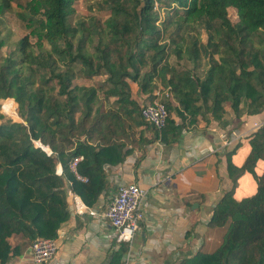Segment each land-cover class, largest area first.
<instances>
[{
	"label": "trees",
	"instance_id": "16d2710c",
	"mask_svg": "<svg viewBox=\"0 0 264 264\" xmlns=\"http://www.w3.org/2000/svg\"><path fill=\"white\" fill-rule=\"evenodd\" d=\"M74 1L0 0V15L15 5L30 29L0 62V100L14 98L23 120L0 122V264L19 254L23 241L58 236L70 218L69 190L94 205L107 187L104 165L122 162L129 143L170 145L187 115L219 119L228 103L237 115L243 109L248 115L264 111V0H103L99 5L108 18L91 17L77 26L70 21ZM161 9L167 11L164 20ZM198 26L206 32L205 42L195 34ZM6 44L0 30V48ZM171 53L191 66L172 64ZM101 74L104 87L74 84L77 77ZM129 80L150 100L159 84L178 99L177 106L163 100L169 111L163 128L143 118ZM141 126L150 138L135 136ZM249 136L245 162L237 166L229 158L228 171L234 183L246 171L253 173L257 191L240 200L227 191L208 222L226 227L221 244L181 264H264V172H255L264 159V124ZM141 152L136 168L146 154ZM128 244L121 241L108 264H124Z\"/></svg>",
	"mask_w": 264,
	"mask_h": 264
},
{
	"label": "crops",
	"instance_id": "0c3cea01",
	"mask_svg": "<svg viewBox=\"0 0 264 264\" xmlns=\"http://www.w3.org/2000/svg\"><path fill=\"white\" fill-rule=\"evenodd\" d=\"M129 83L133 97L143 106L147 94L138 93L135 82ZM170 100L179 105L173 93ZM107 107L106 102L104 108ZM225 107L226 112L219 119L209 116L206 120L202 112L187 115L179 139L170 145L160 141L129 143L124 150L129 148L130 152L122 162L104 165L107 187L94 205H87L69 190L70 218L58 230L55 238L58 249L49 262H34L31 243L21 241L22 251L6 264H108L110 252L118 249L121 242L115 228L100 216L77 213L75 196L87 206L103 210L118 187L130 182L139 184L146 194L144 218L128 244L124 264H181L185 257L198 252H213L226 231V227L208 225L218 201L227 191H233L238 200L252 196L258 187L249 171L234 183L228 160L241 166L251 151L249 135L264 124L260 114L248 115L243 109L237 115L229 103ZM173 117L177 123L182 122L176 113ZM136 130L137 138L151 137L145 126H141L142 131ZM142 148L146 154L136 168ZM57 172L62 173L61 164ZM255 172L258 175L264 172V159L257 161Z\"/></svg>",
	"mask_w": 264,
	"mask_h": 264
},
{
	"label": "built area",
	"instance_id": "2783aa9c",
	"mask_svg": "<svg viewBox=\"0 0 264 264\" xmlns=\"http://www.w3.org/2000/svg\"><path fill=\"white\" fill-rule=\"evenodd\" d=\"M162 92L159 88L156 97ZM163 97L142 106L143 118L157 128H163L167 124L169 111L164 99L171 98L169 89L163 91ZM82 156L75 157L72 167L75 168ZM82 180L86 177L79 175ZM146 191L137 183L130 182L118 187L116 195L103 209L89 207L75 196L74 207L77 213H88L90 216H100L108 220L115 228L119 241L130 243L134 234L139 230V223L144 218L143 200ZM30 251L34 262H49L57 252L58 244L55 238L39 237L30 244Z\"/></svg>",
	"mask_w": 264,
	"mask_h": 264
},
{
	"label": "rangeland",
	"instance_id": "374dc122",
	"mask_svg": "<svg viewBox=\"0 0 264 264\" xmlns=\"http://www.w3.org/2000/svg\"><path fill=\"white\" fill-rule=\"evenodd\" d=\"M103 0H75L74 1V7H75V12L70 18L71 24L78 25L79 22H86L90 23L92 22L91 17L99 18L100 20H105L109 16V11L103 10L100 8V3ZM14 9H18L15 5H13ZM8 10L5 12L4 15H0V30L1 34L4 38L7 40V44L3 47L0 48V62L2 61V58H4L6 55H9L10 52H12L15 49L16 42L25 34H27L30 29H28L25 25V23L20 20L17 15L15 14V10ZM167 15V11L164 9L160 10V20H164ZM229 17L231 18L232 22H236L238 19L237 13L234 9L229 10ZM199 32H195V34H199V38L201 41L205 42L206 41V32L203 27L198 26ZM32 41H35V37H31ZM97 42V37H95V43ZM94 43V44H95ZM48 46V45H47ZM174 45L172 44V48ZM184 47V45H183ZM90 50H93V45H89ZM169 61L174 64L180 62L184 64L185 61L181 60L176 57L175 54L170 55ZM186 64V63H185ZM175 65V64H174ZM188 66H191V64H186ZM105 80H106V75L101 74V75H96L92 78H81L77 77L74 79V84L78 85H95L98 88L104 87L105 86ZM160 88H162V92L158 94V96L155 99H160L163 97V91L167 88L163 87L161 84L158 85ZM159 89V88H158ZM158 91V90H157ZM156 91V93H157ZM100 94L102 96V91L100 89ZM15 102H10L5 99L0 100V106H1V112L4 115V118L0 120V122H5L7 120H12V121H23L22 118L20 117L19 114V103L14 99ZM5 101L8 103H15L16 104V110L14 115H10L9 113H6L4 111V105ZM153 100L148 99L147 97L144 99L143 104H147ZM264 111L256 114H260L259 117L261 119H264ZM35 144L39 146L42 144L40 141L39 143L35 141ZM43 145V144H42Z\"/></svg>",
	"mask_w": 264,
	"mask_h": 264
},
{
	"label": "bare ground",
	"instance_id": "6f19581e",
	"mask_svg": "<svg viewBox=\"0 0 264 264\" xmlns=\"http://www.w3.org/2000/svg\"><path fill=\"white\" fill-rule=\"evenodd\" d=\"M3 108H4V111L6 113H9L10 115H14L15 110H16V104L15 103H8L5 101V105Z\"/></svg>",
	"mask_w": 264,
	"mask_h": 264
},
{
	"label": "water",
	"instance_id": "95a60500",
	"mask_svg": "<svg viewBox=\"0 0 264 264\" xmlns=\"http://www.w3.org/2000/svg\"><path fill=\"white\" fill-rule=\"evenodd\" d=\"M39 146H41L44 150H46L49 154H51L52 153V151H51V149L49 148V150L47 149V147L46 146H44V145H42V144H40Z\"/></svg>",
	"mask_w": 264,
	"mask_h": 264
}]
</instances>
